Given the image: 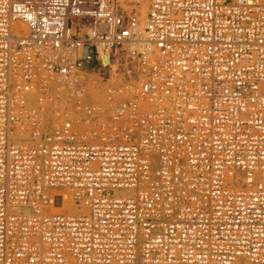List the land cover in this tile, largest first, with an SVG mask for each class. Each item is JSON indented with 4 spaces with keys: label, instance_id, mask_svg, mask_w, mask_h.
Segmentation results:
<instances>
[{
    "label": "built area",
    "instance_id": "1",
    "mask_svg": "<svg viewBox=\"0 0 264 264\" xmlns=\"http://www.w3.org/2000/svg\"><path fill=\"white\" fill-rule=\"evenodd\" d=\"M0 264H264V0H0Z\"/></svg>",
    "mask_w": 264,
    "mask_h": 264
},
{
    "label": "rangeland",
    "instance_id": "2",
    "mask_svg": "<svg viewBox=\"0 0 264 264\" xmlns=\"http://www.w3.org/2000/svg\"><path fill=\"white\" fill-rule=\"evenodd\" d=\"M148 0L143 3L138 0H126L122 4L123 9L126 13H135L139 17L141 23L144 25L146 19V13L148 9ZM123 62V61H122ZM112 65L97 67L96 71H91L89 76V96L87 99L94 102L95 104L101 105L105 101L106 91L110 85L118 83V78L120 77V71L116 63H111ZM116 64V65H114ZM95 68V67H94ZM116 82V83H115ZM97 83L93 88V85ZM103 101V102H102Z\"/></svg>",
    "mask_w": 264,
    "mask_h": 264
},
{
    "label": "bare ground",
    "instance_id": "3",
    "mask_svg": "<svg viewBox=\"0 0 264 264\" xmlns=\"http://www.w3.org/2000/svg\"><path fill=\"white\" fill-rule=\"evenodd\" d=\"M119 1H120L122 4L126 2V0H119ZM138 1H141V2L143 3L145 0H138ZM147 2H148V1H147ZM147 6H148V4H147ZM141 25L144 26L145 23H144V25L141 23ZM109 60H110V59H109L108 57H105V58H104V65H105V66H107V65L109 64ZM115 83H116V82H115ZM102 102H103V101H102Z\"/></svg>",
    "mask_w": 264,
    "mask_h": 264
}]
</instances>
